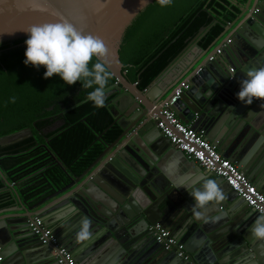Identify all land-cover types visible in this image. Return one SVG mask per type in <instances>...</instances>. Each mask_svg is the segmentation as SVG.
Returning <instances> with one entry per match:
<instances>
[{
    "label": "water",
    "instance_id": "95a60500",
    "mask_svg": "<svg viewBox=\"0 0 264 264\" xmlns=\"http://www.w3.org/2000/svg\"><path fill=\"white\" fill-rule=\"evenodd\" d=\"M153 2L0 0V33L16 31L0 35V45L24 40L17 45L24 46L28 35L17 30L58 19L68 20L84 34L99 36L107 48L106 69L114 78V83L106 87V99L113 97L110 103L119 112L109 109L119 130L117 137L103 144L100 154L80 175H70L67 184L51 188L35 202L24 199L0 168V183L13 201L12 206L0 210V264H58L54 249L42 245L32 234V217L41 218L45 226L53 228L59 245L78 264H186L152 241L147 228L153 223L169 229L199 264H264L259 253L264 241L254 239L249 231L259 214L217 178L218 185L224 186L225 199L198 209L200 216L196 218L191 207L193 198L186 190L189 188L172 180L163 166L168 160L178 163L187 177L201 178L200 188L209 175L175 149L154 120V116L163 120L160 107L180 83L186 82L189 89L181 92L171 110L184 124H189L195 114L210 117L207 139L216 150L223 151V157L233 155L240 171L264 192V147L251 167L249 157L236 155L244 140L250 145L257 135L264 134V101L245 105L236 98L246 72L264 66V0H246L234 20L223 26L206 47L198 44L207 31L200 28L151 84L139 90L136 83L124 77L118 51L126 29ZM177 2L172 0L170 6L149 12L142 29L150 32L159 26L156 21L177 13ZM218 23L212 18V25ZM216 48L221 49L219 56H214ZM228 67L234 69L232 75ZM224 112H230V116L223 120V127L219 117ZM237 129L248 132L237 147H229L228 143L238 138L232 137ZM32 136L31 128L25 127L0 136V146ZM234 210L240 216L250 212L246 223L222 225ZM85 216L92 221V236L78 244L75 236Z\"/></svg>",
    "mask_w": 264,
    "mask_h": 264
},
{
    "label": "trees",
    "instance_id": "16d2710c",
    "mask_svg": "<svg viewBox=\"0 0 264 264\" xmlns=\"http://www.w3.org/2000/svg\"><path fill=\"white\" fill-rule=\"evenodd\" d=\"M245 2L236 0L232 5L229 0H178L177 13L156 21L159 26L152 31H144L145 18L163 8L154 0L124 33L118 51L124 77L139 90L146 89L200 28L207 31L198 44L206 47L238 12L237 6ZM212 18L219 23L212 25ZM23 41L0 45V136L25 127L31 128L33 136L0 146V168L24 199L35 202L51 188L67 184L70 175H80L119 130L107 100L103 108L94 107L87 101L93 89L83 88L82 81L69 86L58 75L45 79L42 66H26V45L17 46ZM95 62L93 58L89 67ZM113 83L110 75L106 87ZM4 196L9 198L10 193L1 192L0 200Z\"/></svg>",
    "mask_w": 264,
    "mask_h": 264
},
{
    "label": "clouds",
    "instance_id": "9594fccd",
    "mask_svg": "<svg viewBox=\"0 0 264 264\" xmlns=\"http://www.w3.org/2000/svg\"><path fill=\"white\" fill-rule=\"evenodd\" d=\"M144 2L146 0H141V3ZM156 3L161 7H167L172 4V0H156ZM17 31H23L28 35L24 42L26 50L23 63L26 66L31 65L34 68L42 66L45 68V79L58 75L69 86L82 81L83 88L93 89L88 92L87 101H91L96 108L105 106L106 86L110 73L104 62L107 48L99 36L82 33L66 19L34 24L26 30ZM15 32L0 33V35H12ZM93 58L97 62L90 68ZM245 77L239 82L237 100L245 105H251L254 100L264 101V66L248 70ZM11 102L15 103V97L11 98ZM186 190L193 198L194 203L191 207L196 218L200 216L198 209L225 199L221 186L210 178L203 182L201 188L190 191L186 188ZM76 211L74 208L73 213ZM258 211L261 214L256 217L249 231L254 239L264 241V208ZM91 225L90 218L86 216L81 218L79 231L75 236L78 244L91 238Z\"/></svg>",
    "mask_w": 264,
    "mask_h": 264
},
{
    "label": "built area",
    "instance_id": "2783aa9c",
    "mask_svg": "<svg viewBox=\"0 0 264 264\" xmlns=\"http://www.w3.org/2000/svg\"><path fill=\"white\" fill-rule=\"evenodd\" d=\"M213 53L214 56H219L221 49L216 48ZM212 58L213 56L209 57L208 60H212ZM228 72L232 75L234 69L228 67ZM231 78L232 76L229 77V80ZM188 89L189 86L186 82L180 83L174 90L173 95L162 104L159 114L163 117V120H159L154 116L156 128L175 149L181 151L187 159L194 161L205 173L215 178H222L224 183L244 201L248 208L260 215L258 209L264 208V193L251 183L235 163L221 156L215 147L205 139L202 130L197 131L194 129L193 124L196 122L198 115L195 114L194 119L189 124H184L171 110V106L175 104L181 92ZM11 185H14V183H11ZM29 227L32 234L38 237L42 245L54 249L58 264H78L70 253L59 245L56 237L52 234V230L43 224L41 218L32 217L29 221ZM148 230L154 241L165 251L174 252L176 257L186 264H199L191 259L183 244L172 235L169 229L158 223H153L148 227Z\"/></svg>",
    "mask_w": 264,
    "mask_h": 264
},
{
    "label": "crops",
    "instance_id": "0c3cea01",
    "mask_svg": "<svg viewBox=\"0 0 264 264\" xmlns=\"http://www.w3.org/2000/svg\"><path fill=\"white\" fill-rule=\"evenodd\" d=\"M229 2L232 4V5H235L236 4V0H229ZM245 4V3H244ZM243 4V5H244ZM243 5H239V6H237V8H238V12L236 13V14H234V17L232 18V19H230V22H227V23H225V24H223L224 26H226V25H228L229 23H231L233 20H234V18H235V16L240 12V8L242 9L243 8ZM223 30V29H222ZM222 32V31H221ZM234 95V94H233ZM115 96V95H114ZM111 98H113V97H110L109 99H108V101H107V103L109 104V105H107V107L109 108V109H112V110H114L115 111V113L116 114H119V112L116 110V108L115 107H113L112 105H111V103H110V100H111ZM232 98H233V96H232ZM110 111V110H109ZM213 114H215V113H213ZM228 116H230V112H224V113H221V116L219 117L220 118V125H222L223 127H224V122H223V120H225ZM223 118V119H222ZM212 119H213V117H212ZM210 121H211V118L210 117H201L200 118V116L199 117H197V120H196V122L193 124V127H194V129H196L197 131H199V130H202L203 132H204V135L206 134V139H207V137L209 136V125H211V124H209L210 123ZM226 129V128H225ZM236 131V134H232V137H238L237 139H236V141H232L231 143H228V145H229V147H235V145H236V147H237V144L239 145L242 141H243V138H244V135H246L247 134V129L244 131L243 129L240 131L239 129H237V130H235ZM207 141H209L208 139H207ZM257 141V142H256ZM210 142V141H209ZM226 142H224V144H225ZM248 142L246 141V140H244L243 141V147H242V149H240V150H238L239 152H240V154H236V155H241V157H242V155H245V156H247V157H249V161H250V167L252 166V162L254 161V159H257V156L259 155V154H261V150H263V147H264V134L263 135H257L255 138H254V140L250 143V145H248L247 144ZM235 144V145H234ZM225 145H227V144H225ZM220 154H221V156L223 157V151H221L220 149L219 150H217ZM237 151V150H236ZM230 154H228L227 156H225V157H223V158H225V159H227V160H229V161H231V162H233V163H235V164H237L236 162H235V157H233V155H230ZM238 166V165H237ZM239 167V166H238ZM163 168H164V170H165V173L172 179V180H175V181H179V183H180V185H187V187L189 188V191L190 190H192V189H199L200 188V182H199V180L201 179V178H196L195 179V177H187L186 176V172H185V170L178 164V163H174V162H172V160H168V161H165V164H164V166H163ZM196 175V174H195ZM244 175L247 177V175L244 173ZM264 176V175H263ZM213 179V180H215L216 182H217V184H218V179L217 178H215L214 176H212V175H209V176H207V178L206 179ZM248 178V177H247ZM249 179V178H248ZM250 181H251V183L258 189V190H260L262 193H264L261 189H259V187L255 184V182H254V180L253 179H249ZM221 186V188H223L224 189V186H223V184H221L220 185ZM5 193L6 195L7 194H9L10 192H9V190L7 189V188H4L3 186H2V184H1V187H0V193ZM13 205V201H12V198H11V196L9 197V198H5V196L3 197V198H1V200H0V210H2V209H5V208H7V207H10V206H12ZM218 209H219V207H218ZM250 214V212H246V214L245 215H242V216H240L239 214H238V212H236L235 210L232 212V214H231V216L229 217V218H227V219H223L222 220V222H221V224L222 225H224L225 226V224H227V225H231V224H235L234 226L236 227V226H243L245 223H246V221H245V218L248 216ZM51 230H53V228L52 227H49ZM147 231H148V228H147ZM65 233V231L62 233V235ZM58 240V239H57ZM153 242H154V240H152ZM155 243V242H154ZM261 245V248H262V251H260L259 253H260V257L262 258V260L264 261V243L263 244H260Z\"/></svg>",
    "mask_w": 264,
    "mask_h": 264
},
{
    "label": "flooded vegetation",
    "instance_id": "af4514ba",
    "mask_svg": "<svg viewBox=\"0 0 264 264\" xmlns=\"http://www.w3.org/2000/svg\"><path fill=\"white\" fill-rule=\"evenodd\" d=\"M109 99V98H108ZM108 99H106L108 101ZM107 103V102H106Z\"/></svg>",
    "mask_w": 264,
    "mask_h": 264
}]
</instances>
